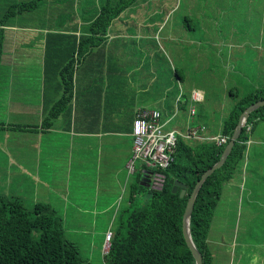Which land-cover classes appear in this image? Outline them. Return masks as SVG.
<instances>
[{"label": "trees", "instance_id": "1", "mask_svg": "<svg viewBox=\"0 0 264 264\" xmlns=\"http://www.w3.org/2000/svg\"><path fill=\"white\" fill-rule=\"evenodd\" d=\"M3 1L0 0V68L6 67L9 74L17 70L14 68L18 66L15 53L26 40L20 33V27L45 36L43 52H40L39 57L32 58L31 65L28 66L30 70L37 68L39 71V82L33 90L37 98L38 95L41 97L38 104L39 114H42L40 123L28 124L29 126L20 123L10 125L20 133H33L37 130L45 133L51 132L52 128L73 130V134H79L85 141L82 144L86 143L87 147L90 146L91 137L114 132L117 138H113L118 140L116 151L124 152L128 138L132 140L133 146V124L141 110H158L162 118V112L158 108L132 105L130 114L123 117L124 126H130V131L112 130L109 127L113 124H108L107 116L109 118L111 111H121L123 108L115 104L114 93H108L107 90L113 86L111 84H115L116 72L133 71L139 66V62L129 61L132 46L124 40H128L130 36L127 38L110 34L119 23L120 16L125 17V21L132 13L136 21L142 22L141 28L135 24L136 28L132 29L128 25V31H140L146 36L158 34L162 37H165L163 34L167 31H171L184 37L182 42L174 39L179 47L187 44L191 46V57L186 56L180 61L185 65V61L189 59L197 64L195 58L201 49L203 51L201 44L205 42L204 39L207 43L221 39L218 26L215 27L213 21L203 19V13L199 12L202 7L193 0H145L146 4H143L139 12H133L132 8L136 9L140 0H80L79 7L74 2V9L78 11L80 18L78 28H69V31L68 28L50 24L49 20L47 23L40 21L36 22L37 25H30L27 15H42L49 2L54 7L53 15L67 12L69 15H76L72 8L73 0H11L5 8V14ZM191 2L195 4L192 7ZM260 2L264 6V0ZM191 8L195 14L201 15L205 24L211 22V26L206 28L209 33L203 32L204 23H199L198 17L191 15ZM263 10L264 8L261 9L262 13ZM24 13L27 15H23ZM172 15L179 20L175 25L169 26ZM261 16H257L256 20L261 19ZM133 18L130 16L131 23ZM69 32L74 33L68 34ZM236 34L232 28H225L223 40L233 37L232 40L238 42ZM185 38H189L188 41ZM138 39L142 45L150 44L148 52L151 55L154 49L148 69L160 73V77L165 80L162 87L165 94L171 89L175 110L187 112L188 118L191 117V125H204L208 134L226 137V143L216 145L214 141L182 139L178 136L172 151L173 160L166 168L145 165L142 159H136L143 164L137 182L125 183L123 187L129 209L118 210V214L114 215L117 212L114 206V210L106 214H113L115 218L111 222L113 228L107 229L112 236L103 259L105 264H195L182 233V217L187 199L201 174L218 161L238 123L239 115L249 105L264 99V83L252 85L243 91L245 93L240 94L235 89L236 85L230 82L223 92L226 91L227 99H232V103L228 109L222 108L218 105L220 102L216 104L214 96L208 94L211 84L206 82L207 77L204 76V73L213 76L216 69L205 67L200 72H193L191 69L193 74H197L195 79L205 85L207 90L204 92L195 88V80L191 82L190 92L183 94L180 88L177 90V85H173L177 82L180 87L185 81L183 67H176L165 55H155V48L158 46L155 38L143 39L139 36ZM246 39L245 37V42ZM217 45L219 48L222 44ZM113 47L118 50L116 53L112 50ZM18 56L22 54L19 53ZM153 74L149 72L148 80ZM263 74L261 72L264 80ZM193 90L202 92L201 99L194 98ZM33 114L36 118L40 116ZM174 115L173 112L167 119H162L167 121L164 129ZM215 120L219 123L216 133L211 130ZM3 124L0 122V129L4 128ZM259 124H264V105L250 112L224 163L207 176L198 190L190 215L189 231L193 244L201 253L202 264H220L214 256L220 255L219 250L214 253L208 241L210 231L214 227L216 207L225 184H239L242 173L246 174L248 208L256 213L252 217H244L251 223L242 228L241 237L252 246L257 245V238H264V136L259 137L258 141L255 138ZM119 126L124 127L122 123ZM130 153L132 155V147ZM136 160L134 170L128 172L130 175L136 170ZM174 180L186 185L182 197L179 196L181 188L176 192L171 190ZM31 208L28 210L17 195L5 196L0 193V264H88L79 249V243L84 242H79L66 226L78 222V214L72 212L73 209L69 211V215H60L51 203L44 201H35ZM123 211L127 213L124 215ZM256 224L259 225L257 232L252 228ZM261 258L264 263V255L255 259L260 262ZM258 262L250 261L246 264H259Z\"/></svg>", "mask_w": 264, "mask_h": 264}, {"label": "rangeland", "instance_id": "2", "mask_svg": "<svg viewBox=\"0 0 264 264\" xmlns=\"http://www.w3.org/2000/svg\"><path fill=\"white\" fill-rule=\"evenodd\" d=\"M193 1L202 7L199 12L203 13V19L213 21L215 27L218 26L221 39L215 42L222 44L218 48L217 43H207V40L204 39L205 42L201 44L203 51L201 49L195 58L197 64L191 59L185 61L187 65L180 62L186 56L191 57V46L187 44L184 47H179L175 40L178 39L182 42L184 37L171 31L163 34L165 37L158 34L146 36L140 31L138 33L128 31V25L132 29L136 28V25L141 28L142 22L136 21L132 13L125 21V17H119V23L110 34L111 36L122 35L127 38L130 36L128 40H124L132 46L129 61L133 63L137 61L139 66L133 71L120 70L116 72L115 84H111L113 86L107 90L108 93H114L115 104H119L123 108L121 111L115 109L117 113L111 111L110 117L107 116L108 124H113L109 126L112 130L130 131V126H124L123 117L125 114L128 116L132 105L134 107L137 104L158 108L162 112L163 120L174 112L175 115L165 130L174 127L184 128L186 122L191 121L187 112L175 110L176 104L171 89L168 94L162 91L165 80L160 77V73L148 69V62L153 56L154 49L151 55L148 52L150 44L142 45L139 42V36L143 39L155 38L158 45L155 48V55H165L176 67H183L186 73L185 81L180 84V87L177 82L173 84L177 85V90L180 88L183 94L190 92L191 82L196 80L197 74H193V72H200L205 67H213V70H217L214 71L213 76H207L206 73L204 76L207 77L206 82L211 84L208 87L210 90L208 94L213 95L216 104L220 102L218 105L225 109H228L232 103V99H227L226 91L223 92L230 82L236 85L235 89L240 94L245 93L243 91L252 85L257 86L264 83L261 75V72H264V10L263 13L261 12L264 6L260 0ZM3 2L5 14V8L11 3V0ZM74 2H76V7H79L80 0H73V9ZM143 4H146L145 0H140L137 3L138 7L132 8L133 12H139ZM192 5L195 4L191 2V7ZM53 8L52 2H49L42 15H38L39 13H30L32 14L30 16L27 13L23 15L29 17L30 25L33 23L37 25L40 21L47 23L49 20L50 24L68 28V31L69 28H78L80 18L77 10L74 9L76 15H69L68 12L53 15ZM65 9L67 10V8ZM143 11L146 10L143 9ZM191 11H193L191 15L198 17L199 23H204L203 32L209 33L206 28L211 26V22L205 24L201 15L195 14L193 8ZM260 15H262L261 19L256 20ZM130 16L134 17L133 23H131ZM178 20L176 16L172 15L168 25L173 26ZM123 21L124 24H121ZM20 28V33L26 40L19 45V49L15 53L18 66H14V68L17 70L9 74L6 67L0 68V122L4 123V128L0 129V193L5 196L17 195L28 210L32 209L35 201L51 203L60 215H69V211L73 209L72 212L78 214V222L66 226L71 234L74 233L73 235L78 238L79 242H84L83 244L79 243L82 258L88 264H105L103 255H105L104 252L112 236L111 231H107V229L113 228L111 222L115 218L114 215L118 214V210L129 209L123 187L125 183L137 182L136 179L139 177L143 164L140 160H136L135 172L131 175L128 174L126 163L131 157L132 140L128 138L125 142L124 152H117L118 140L113 138V136L117 138L114 132L91 137L90 146L87 147L86 143L82 144L85 141L80 138L79 134H73V130L52 128L51 132L45 133H41L39 130L33 133H20L10 125L17 123L27 126H29L28 124H39L42 116L39 114L40 107L38 106L41 97L38 95L37 98L33 90L37 88L39 82V71L37 68L30 70L28 66L31 65L32 58L39 57V54L41 55L43 52L45 36L40 32H32L30 29L25 31L23 29L25 27ZM225 28H232L237 32L235 36L238 42L233 41V37L223 40ZM242 29L244 32H240ZM70 33L74 32L68 34ZM15 34H17L16 37H19L18 33ZM245 37L247 38L246 42L244 41ZM187 39L189 38H185V41H188ZM112 50L115 53L118 51L114 47ZM134 51L137 53L133 54ZM19 53L22 56L19 57ZM149 72L154 73L153 76H150V80H148ZM118 74L120 75L118 76ZM208 78L210 79L207 81ZM196 82L195 88L204 92L207 90L205 85L197 80ZM196 92L198 91H192L193 94ZM198 93V99H201L202 92ZM194 98L197 99V95H194ZM33 113L40 116L36 118ZM207 114L210 115L208 111ZM119 123H122L124 127H120ZM218 124L215 120L211 129L213 132L216 131ZM81 128L84 130L85 127L82 125ZM255 135L256 141L259 137L264 136V124L258 125ZM260 176L262 175L260 174ZM240 177L239 184H225L216 207L214 227L210 231L208 241L214 253L215 250H219L220 255L214 256L220 264L258 262L255 258L264 255V238H257V245L252 246L249 241H245V238L241 237L242 228L251 223L247 222L244 217L249 218L256 211L255 213L251 212V209L248 208L245 191L246 174L242 173ZM114 206H116L117 212L114 215H106L114 210ZM126 213L127 211H123L124 215ZM69 218L66 217V219ZM252 228L257 232L259 225L252 226ZM262 262L263 258L258 263L264 264Z\"/></svg>", "mask_w": 264, "mask_h": 264}, {"label": "built area", "instance_id": "3", "mask_svg": "<svg viewBox=\"0 0 264 264\" xmlns=\"http://www.w3.org/2000/svg\"><path fill=\"white\" fill-rule=\"evenodd\" d=\"M197 99L199 93L197 92ZM194 109H191V115ZM167 121H162L161 113L155 109L141 110L133 124V146L131 160L128 162V172L134 170V160L140 158L145 165H154L166 168L173 160L172 151L177 138L192 139L197 141H214L216 145L226 143V137L210 135L204 125H191L187 122L183 130L168 129L163 127ZM133 162V163H132ZM108 242V241H107Z\"/></svg>", "mask_w": 264, "mask_h": 264}, {"label": "water", "instance_id": "4", "mask_svg": "<svg viewBox=\"0 0 264 264\" xmlns=\"http://www.w3.org/2000/svg\"><path fill=\"white\" fill-rule=\"evenodd\" d=\"M263 105H264V99L254 102L253 104L249 105L247 108H245L243 110V112L239 115L238 123H237L229 141L225 145L224 150L222 151L218 161H216L211 167L206 169L201 174L200 178L196 181V183H195V185L191 191L190 196L187 199L186 206H185L184 213H183V217H182V233H183L185 243H186L187 247L189 248V250H190V252L194 258L195 264H202V256H201V253L197 250V248L193 244V241L191 239V235H190V231H189V220H190V215H191V212L193 209L194 201H195L196 195L198 193V190H199L201 184L203 183V181L207 178V176L210 175L215 169L219 168L224 163L225 159L227 158V156L230 153V150H231L234 142L237 140V138L241 132L242 127L245 125V122H246L247 117L249 116L250 112H252L253 110H255V109H257ZM178 188H181L179 196L182 197L183 194L185 193L186 185L183 184L182 182L178 181V180H174L173 185H172V189H171L172 192H176Z\"/></svg>", "mask_w": 264, "mask_h": 264}, {"label": "clouds", "instance_id": "5", "mask_svg": "<svg viewBox=\"0 0 264 264\" xmlns=\"http://www.w3.org/2000/svg\"><path fill=\"white\" fill-rule=\"evenodd\" d=\"M108 244H109V242H108ZM109 246V245H108ZM107 249H108V247L106 248V252H107Z\"/></svg>", "mask_w": 264, "mask_h": 264}, {"label": "crops", "instance_id": "6", "mask_svg": "<svg viewBox=\"0 0 264 264\" xmlns=\"http://www.w3.org/2000/svg\"><path fill=\"white\" fill-rule=\"evenodd\" d=\"M138 105V104H137ZM140 105H142V104H140ZM107 131H109L110 132V130H107ZM108 133V132H107Z\"/></svg>", "mask_w": 264, "mask_h": 264}]
</instances>
